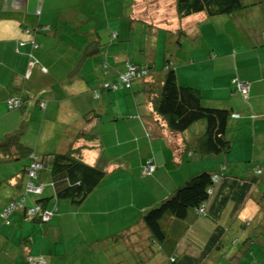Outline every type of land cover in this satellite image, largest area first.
Wrapping results in <instances>:
<instances>
[{
    "label": "crops",
    "instance_id": "crops-1",
    "mask_svg": "<svg viewBox=\"0 0 264 264\" xmlns=\"http://www.w3.org/2000/svg\"><path fill=\"white\" fill-rule=\"evenodd\" d=\"M241 2L228 14L179 17L175 0H0V137L27 117L21 141L33 153L81 146L83 159L105 172L80 204L49 198L45 207L54 214L48 222L25 219L19 211L10 225L0 219V264H26L28 255L46 264H135L139 254L145 264H170L171 255H201L217 224L225 228L222 244L213 245L206 256H216L205 264H264V228L255 222L251 229L264 210L258 184L264 174V0ZM167 43L175 47L169 51ZM165 56L180 85L197 88L204 105L231 111L227 154L199 157L183 150L195 131L168 129L140 92V81L129 89H102L118 80L127 61L158 69ZM234 76L249 82L246 97L230 86ZM17 92L46 100L45 108L30 100L24 110L8 111L6 98ZM84 132L94 134V142L77 138ZM148 159L155 168L143 175ZM222 163L239 177L254 176L255 166L262 172L245 197L230 199L216 217L195 215L188 224L168 218L174 242L165 249L172 254L163 248L160 255L154 242L153 250L146 248L149 233L139 221L144 210L189 176L215 172ZM25 176L0 169V209L22 196ZM53 193L44 185L41 195H26L24 202ZM125 228L131 229L119 235ZM124 251L131 259L119 256ZM235 254L230 263L223 258Z\"/></svg>",
    "mask_w": 264,
    "mask_h": 264
},
{
    "label": "trees",
    "instance_id": "trees-1",
    "mask_svg": "<svg viewBox=\"0 0 264 264\" xmlns=\"http://www.w3.org/2000/svg\"><path fill=\"white\" fill-rule=\"evenodd\" d=\"M175 5L179 17L201 11L210 16L228 14L244 6L241 0H175ZM30 43L32 47L37 46L35 41H31ZM19 44H24V41H20ZM167 61L168 56H165L163 66L158 69H152L151 64L144 65L127 61L125 69L119 73L118 80L116 82H104L101 87L102 89L113 90L119 88L129 89L132 87L134 81H140L142 85L140 92L145 93L152 105L153 111L165 122L168 129L175 133H184L189 129L195 131L187 141L182 142L183 150L192 151V155L194 154L199 157H216L227 154L231 149V140L226 136L227 122L229 116L232 115L231 111L226 108L204 105L200 91L189 85H180L177 82L175 69L168 65ZM128 64L134 66L135 69L134 74L128 78V82H125L121 80L120 74L127 70ZM232 79H242L238 76L230 79L232 89L235 92H239L234 87ZM113 84H115L114 87L112 86ZM249 89L246 95L241 94L246 97ZM94 96H100L99 92L94 91ZM30 100L40 108L44 109L46 106V100L37 97L32 99L31 96L24 95L22 92H17L7 97L5 104L8 111L24 110L27 102ZM88 115L89 112L85 113L84 116L87 120L90 119ZM28 120L27 117H23L18 128L0 137V155L3 156L1 157V161L7 162L25 156H29L30 159V162L21 170L26 175L22 187V196L18 199L7 200L0 209V219L8 225H10L11 221L10 216L15 211L22 212L25 219L41 223L48 222L54 214V210L45 207L49 198L66 199L73 204H80L105 173L104 170L87 163L83 159L81 146L76 148L70 146L64 152L43 153L41 155L33 153L30 147L21 141V135ZM199 122L204 123L203 130H200L198 127ZM77 138L94 142L92 140L94 134L87 132H84L82 137ZM32 157L38 159L42 165L37 170V178L33 179L32 182L35 184L41 182L43 188L44 185L50 184L53 186L54 193L51 197L42 196L34 204L27 205L24 202L26 195H41L43 191L42 188L40 193H35L27 190L26 187L29 179V166L31 160L34 159ZM226 167V164L222 163L220 168L215 172L201 170L189 176L180 185L175 187L169 195L159 200L154 206L144 210L139 221L142 222L149 233L148 240L145 241L147 243L146 248L153 250L152 245L154 242L157 244L158 248L155 247L157 250L164 248L168 254H172V251L165 249L166 246L174 242L173 237L168 238L166 231L168 218L186 221L188 224L195 219V215L216 217L219 215L217 212H220L225 203L230 199H238L239 202L245 197L244 195L247 194L251 185L257 182L258 176L262 172L260 167H254L250 172L254 176L239 177L227 171ZM256 170H258V173L255 172ZM215 176L217 177L216 181L214 179ZM210 188L212 189L211 191H209ZM37 204H40L43 209L52 211L50 218L43 220L37 213L32 216L26 214L25 210L27 208H32ZM203 205V211L199 212L200 207ZM211 205L215 209L212 210ZM191 216H193V219H190ZM130 229L125 228L119 235L129 232ZM224 231L225 228L217 224L216 231L211 233L210 240L206 243L205 250L202 251L201 255L190 256L188 254H180L178 257L177 255H171L169 258L170 264L207 263L209 260L208 256H206L208 251H213L214 244H222ZM247 243V240L242 243L243 249L247 248ZM237 254L229 255V259H227V256L223 258L226 262L230 263ZM144 257L142 254L137 255L135 264H145ZM26 258V264H29V255Z\"/></svg>",
    "mask_w": 264,
    "mask_h": 264
},
{
    "label": "built area",
    "instance_id": "built-area-1",
    "mask_svg": "<svg viewBox=\"0 0 264 264\" xmlns=\"http://www.w3.org/2000/svg\"><path fill=\"white\" fill-rule=\"evenodd\" d=\"M134 69H135L134 66L128 64L127 70L124 73L120 74L121 80L128 82V78L134 74ZM232 83H233V85L237 91H239L243 95H246V93L249 89V83L247 81L239 80V79H232ZM112 86L114 87L115 84H113ZM233 115L237 116L238 114H233ZM32 159L33 160H31L29 170H28L29 179H28V183H27L26 187H27V190H29V191H32L35 193H40L42 188H43V184L41 182H39L38 184H35L34 182H32V180L37 178V170L39 168H41L42 165L39 162V160L36 159L35 157H32ZM154 168H155V165L151 162L150 159H148L146 161V163L144 164L143 169H142L143 175L151 174L153 172ZM214 179L216 181L217 177L215 176ZM211 190L212 189L210 188L209 191H211ZM12 204H14V203H12ZM203 209H204V205L200 207L199 212L203 211ZM25 212L29 216L35 215V213H37L43 218V220H47L52 215L51 210L43 209L40 204H37L32 208L31 207L27 208L25 210ZM28 263L29 264H45L42 257H29Z\"/></svg>",
    "mask_w": 264,
    "mask_h": 264
},
{
    "label": "rangeland",
    "instance_id": "rangeland-1",
    "mask_svg": "<svg viewBox=\"0 0 264 264\" xmlns=\"http://www.w3.org/2000/svg\"><path fill=\"white\" fill-rule=\"evenodd\" d=\"M144 2L143 1H140V4L142 5ZM145 8V7H144ZM136 31V30H135ZM155 31V30H154ZM168 33V32H167ZM162 35V33H160V36ZM161 46V45H160ZM167 46H170L169 48H170V50L169 51H171L174 47H175V45H174V43H167ZM189 46H190V44L189 43H186L185 42V47H184V49L185 50H188V48H189ZM171 54V53H170ZM174 56H175V54H171V55H169V57H171V58H173V60H174ZM162 58V57H161ZM173 60H172V63H173ZM119 89H121V88H119ZM3 157V156H2ZM27 162V164L30 162V159L29 158H23V157H21V158H16V159H13V160H9V161H7V162H1L0 163V169L2 168V170H11V171H14V172H21V170H22V168H23V166H24V164ZM248 164H250L251 165V163L250 162H247ZM243 163L241 162V163H239V166H241ZM256 168H259V166H255ZM255 172H257L258 173V170H256ZM261 178L263 179L262 181H260V182H258V184H259V188L261 189V190H263L264 191V174H263V176H261ZM47 186L49 185V184H46ZM262 194L264 195V192H262ZM264 198V197H263ZM264 200V199H263ZM61 202H67L66 200H63L62 199V201ZM263 203H264V201H263ZM264 217V210H261L260 212H259V214L257 215V216H255V220L253 221V223H252V226H251V229H253L254 227H255V224L258 222L259 224L261 223L262 224V227L264 228V224L262 223V218ZM256 222V223H255ZM255 223V224H254ZM185 240V239H184ZM225 251V249H221V250H219V252L218 253H221V252H224ZM159 252H160V255H162V256H164L165 255V253L162 251V250H159ZM179 252V251H178ZM113 252L111 251V254H112ZM131 252L130 251H124L121 255H119L120 257H124V258H128V259H131ZM180 254L178 253L177 254V257L179 256ZM264 255V254H263ZM214 256H216V251H214L213 252V254L211 255V258L210 259H213V257ZM230 258V256H227V259H229ZM249 258V257H248ZM209 259V260H210ZM134 260L136 261L137 260V257L136 256H134Z\"/></svg>",
    "mask_w": 264,
    "mask_h": 264
},
{
    "label": "clouds",
    "instance_id": "clouds-1",
    "mask_svg": "<svg viewBox=\"0 0 264 264\" xmlns=\"http://www.w3.org/2000/svg\"><path fill=\"white\" fill-rule=\"evenodd\" d=\"M29 257H32V256H29ZM43 258V257H42ZM44 260V259H43ZM44 262H45V260H44ZM45 264H46V262H45Z\"/></svg>",
    "mask_w": 264,
    "mask_h": 264
}]
</instances>
